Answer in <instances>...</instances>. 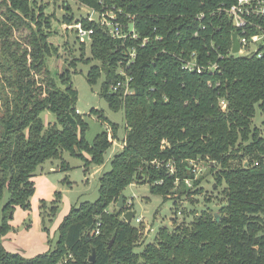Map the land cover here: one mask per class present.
<instances>
[{
	"label": "trees",
	"instance_id": "16d2710c",
	"mask_svg": "<svg viewBox=\"0 0 264 264\" xmlns=\"http://www.w3.org/2000/svg\"><path fill=\"white\" fill-rule=\"evenodd\" d=\"M75 1L95 11L113 10L124 29L132 22L137 33V39L122 42L95 22L67 13L61 18L93 29L83 63L95 60L100 67L91 66L86 81L94 85L102 78L98 96L111 111L123 110L125 146L100 176L98 199L65 216L52 251L26 259L5 250L8 214L28 207L37 167L62 161L63 152L82 159L85 168L99 166L111 144L104 130L91 145L86 142L88 125L77 112L69 71L59 76L63 88L50 76L48 59L57 52L48 39L50 15L33 0H0V201L7 194L0 264H264V167L252 165L264 155V141L252 125L257 111L264 114V52L230 53L233 28L222 10L235 0ZM22 31L24 37L16 39ZM119 70L132 79L130 95L110 91L124 79ZM45 111L55 118L49 125L40 117ZM111 127L116 138L117 126ZM191 161L208 168L219 207L197 214L183 210L185 217L194 214L191 221L173 220L171 230L159 229L137 252L142 231L123 219L126 207L113 213L109 206L142 179L150 193L173 200L177 215L179 196L202 193L200 179L193 190L184 183L194 176ZM67 169L61 162L60 170ZM203 200L205 206L212 202Z\"/></svg>",
	"mask_w": 264,
	"mask_h": 264
},
{
	"label": "rangeland",
	"instance_id": "374dc122",
	"mask_svg": "<svg viewBox=\"0 0 264 264\" xmlns=\"http://www.w3.org/2000/svg\"><path fill=\"white\" fill-rule=\"evenodd\" d=\"M33 1L36 2L37 6L43 7L44 15H50L52 32L48 39L57 47V52L48 59V70L51 78L60 88H63L59 79L60 74L66 70L69 71L71 82L77 91V112L88 125L85 133L86 142L91 145L95 136L104 130L114 141V146L110 143V148L104 154L103 163L99 166L85 168L82 159L63 152L62 161L50 160L37 167L31 179L34 184V191L29 198L28 207L24 209L16 206L10 211L7 217L8 231L1 238L5 250L9 253L19 254L26 259L52 251L57 242L58 228L69 211L72 208H77L83 202H95L98 199L99 178L110 169V160L114 154L122 150L121 142L125 137L123 110L111 111L107 102L98 96L102 78L94 85H90L86 81L89 68L94 65L100 67V63L95 60H89V63L86 64L83 63L84 59L90 57V43H81L74 30L65 29V26L69 24L62 22L61 19L67 13L71 14L75 20L83 18L88 22L86 19L88 16L91 15L94 20H97L99 14L102 12L110 14V10L92 13L91 8L75 0ZM25 33V31L15 33L14 37L20 39L24 37ZM82 47L83 50L81 51L80 48ZM252 48L250 50H253ZM247 53L248 51L243 52L239 56H244ZM91 110H96L98 114L91 112ZM99 114L103 116L105 121L99 119ZM40 117L44 125L55 121L54 116L46 111ZM111 124L117 126L116 138L112 136ZM252 125L264 137V114L257 111ZM82 155L85 159H90L85 152H82ZM61 162H64L65 166L67 165L66 171L60 170ZM197 166L201 168V171L197 173L195 180L200 179L199 187H201L202 193L193 194L190 197L179 196L177 215L173 213V200H164L161 195L150 193L148 184L144 183L142 179L133 182L123 190L122 210L124 211L126 207L127 211L135 213L130 224L142 231L141 245L136 248L137 252H140L144 245L154 241L159 229L165 227L171 230L174 225L173 220L184 219L185 214H181L183 210L186 214L187 211L197 214L206 208L214 211L219 207L215 199L219 193L212 188L214 187L213 178L209 174L208 168L204 163H199ZM84 168V172L88 169L90 171L84 173ZM190 186L193 190V184ZM205 197L212 199L208 206H205L203 200ZM6 199L7 194L5 193L0 201V220L2 217L1 209ZM117 201L111 203L108 211L114 213L117 210ZM192 212L190 216L185 217L186 222L192 220L194 216ZM262 217L264 218V215ZM137 218L141 219V224L135 222Z\"/></svg>",
	"mask_w": 264,
	"mask_h": 264
},
{
	"label": "built area",
	"instance_id": "2783aa9c",
	"mask_svg": "<svg viewBox=\"0 0 264 264\" xmlns=\"http://www.w3.org/2000/svg\"><path fill=\"white\" fill-rule=\"evenodd\" d=\"M105 10L110 9H103L101 11ZM222 11L226 14V17L233 28V33H236V38L240 46L239 51L235 54L231 53L230 48V53L232 55L239 56L243 52L248 51V53L244 56L256 55L257 57H260L264 52V0H235L233 4H231L227 8H224ZM93 12L98 13L100 11H95L92 9V13ZM86 19L88 20V22H95L99 25V27L105 29L111 39L120 40L122 42H125V40L128 38L131 40L137 39V33L134 30L133 23L130 22L126 29H124L113 10H110V14L102 12L98 15L97 20H94L91 15ZM65 29L74 30L76 37L78 38V40H80L81 43L91 42L93 29L84 28L81 22L69 24L65 26ZM147 42V39H143L141 45L144 46ZM250 48H252L253 50H250ZM129 55L133 60L135 56L134 50H132ZM192 66V62L186 63V68H188L189 70ZM197 72H200V69L197 70ZM117 73L122 75L124 79L119 80L115 84L111 85L110 91L117 92L121 90L123 92V96L130 95L133 92L130 87V82L132 80L131 77L127 76L122 70H119ZM260 137L264 141V137H262V135H260ZM124 138L125 137H123L121 142L122 149L125 146ZM107 139L110 143H112V145L114 144V141L110 138L109 134H107ZM197 165L198 164L193 161L189 162V170L194 176L193 179H187L184 181V183L188 187L190 186V184H192L191 182L195 180L197 173L201 171V168ZM243 165L245 167L248 166V161L244 160ZM252 165L255 167H264V155H260L259 159L252 161ZM173 170L174 169L172 167L169 168V172L171 174L174 172ZM135 222L137 224H141V219L137 218L135 219ZM94 234L97 235L98 230H95Z\"/></svg>",
	"mask_w": 264,
	"mask_h": 264
},
{
	"label": "water",
	"instance_id": "95a60500",
	"mask_svg": "<svg viewBox=\"0 0 264 264\" xmlns=\"http://www.w3.org/2000/svg\"><path fill=\"white\" fill-rule=\"evenodd\" d=\"M231 44H232L231 45V53L232 54L237 53L239 51L240 46H239V43H238L237 38H236V33H233L231 36ZM116 208L119 210H121L123 208V196H122V194L118 197ZM134 214H135L134 212L126 211L122 217L126 222L129 223L132 220V218L134 217ZM215 216H217V215L215 214ZM94 257H95V251H94V249H92L91 254L88 257V261L93 262Z\"/></svg>",
	"mask_w": 264,
	"mask_h": 264
},
{
	"label": "crops",
	"instance_id": "0c3cea01",
	"mask_svg": "<svg viewBox=\"0 0 264 264\" xmlns=\"http://www.w3.org/2000/svg\"><path fill=\"white\" fill-rule=\"evenodd\" d=\"M85 171V168H84V170H83V172ZM90 170L88 169V170H86V172H84V173H88Z\"/></svg>",
	"mask_w": 264,
	"mask_h": 264
}]
</instances>
